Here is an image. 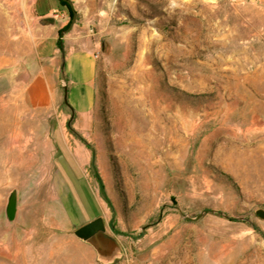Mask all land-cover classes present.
<instances>
[{
	"label": "rangeland",
	"instance_id": "rangeland-1",
	"mask_svg": "<svg viewBox=\"0 0 264 264\" xmlns=\"http://www.w3.org/2000/svg\"><path fill=\"white\" fill-rule=\"evenodd\" d=\"M69 1L97 57L79 115L61 90L28 95L33 0H0V143L17 168L0 172V264H100L72 234L97 216L114 264H264V0Z\"/></svg>",
	"mask_w": 264,
	"mask_h": 264
},
{
	"label": "crops",
	"instance_id": "crops-1",
	"mask_svg": "<svg viewBox=\"0 0 264 264\" xmlns=\"http://www.w3.org/2000/svg\"><path fill=\"white\" fill-rule=\"evenodd\" d=\"M43 0H33L29 32L34 39L35 72L28 68V95H66L70 113H90L94 108L97 57L94 47L78 21L71 23L67 10L57 0L46 7ZM45 1V0H44ZM51 18V21L41 19ZM69 27V28H68ZM66 29V30H64ZM59 79L64 85L58 84Z\"/></svg>",
	"mask_w": 264,
	"mask_h": 264
},
{
	"label": "water",
	"instance_id": "water-1",
	"mask_svg": "<svg viewBox=\"0 0 264 264\" xmlns=\"http://www.w3.org/2000/svg\"><path fill=\"white\" fill-rule=\"evenodd\" d=\"M67 3L72 6L71 1L67 0ZM76 17V13L73 14L71 18V23L69 27L72 25ZM51 21V18H44L39 21ZM68 27V28H69ZM27 74L23 72L20 75V79L26 80ZM64 102L66 103V95L64 94ZM202 211L198 215L194 217V219H198L202 213ZM211 212H215L211 210ZM255 215L264 219V208H258L254 211ZM222 214V213H220ZM16 215V190L12 189L7 193L6 201L3 209V224L5 227H10L15 220ZM72 234L81 242L89 245L95 252L96 261L100 264H114L116 261L120 260L123 256V249L117 239L110 235L106 230V225L104 219L101 216H97L91 218L76 227Z\"/></svg>",
	"mask_w": 264,
	"mask_h": 264
},
{
	"label": "bare ground",
	"instance_id": "bare-ground-1",
	"mask_svg": "<svg viewBox=\"0 0 264 264\" xmlns=\"http://www.w3.org/2000/svg\"><path fill=\"white\" fill-rule=\"evenodd\" d=\"M2 147H4L5 148V150L7 151V152H9L10 154V156L9 157H5L4 156V154H3V152L1 151V148ZM15 154L16 153H14L13 152V150L11 149V147L9 146V144H7V143H0V172H2L1 170H3V172H2V174H14L15 173V170L17 169L15 166H13V165H11V166H8V164L9 163H14L15 162V159H16V157H15ZM8 155V154H7ZM238 165V164H237ZM239 168V167H238ZM236 170V169H235ZM238 171V170H237ZM4 175V176H5ZM8 176H10V175H8ZM30 178V177H29ZM3 179H5V177L3 178ZM2 179V180H3ZM26 182V181H25ZM30 184V183H29ZM26 185V184H25ZM31 185H32V183H31ZM32 189H33V185H32ZM31 189V190H32ZM28 191V190H27ZM24 193H26L27 194V192H24ZM18 248V247H17ZM17 251V250H16ZM19 251V250H18ZM20 253V252H19ZM18 254V253H17ZM220 254V253H219ZM218 255V254H217ZM208 256H209V254H208ZM30 259V258H29ZM215 259V258H214ZM216 261V260H215ZM24 262V261H23ZM27 262V261H26Z\"/></svg>",
	"mask_w": 264,
	"mask_h": 264
},
{
	"label": "trees",
	"instance_id": "trees-1",
	"mask_svg": "<svg viewBox=\"0 0 264 264\" xmlns=\"http://www.w3.org/2000/svg\"><path fill=\"white\" fill-rule=\"evenodd\" d=\"M59 5L63 6L66 8L67 12H68V15H69V18L71 19L73 14L75 13V11L73 10L72 6H70L68 3H67V0H57ZM66 30V29H64Z\"/></svg>",
	"mask_w": 264,
	"mask_h": 264
}]
</instances>
